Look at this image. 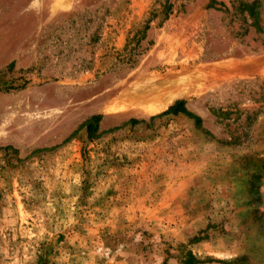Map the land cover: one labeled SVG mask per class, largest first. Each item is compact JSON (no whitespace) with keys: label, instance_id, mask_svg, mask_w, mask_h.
Segmentation results:
<instances>
[{"label":"rangeland","instance_id":"374dc122","mask_svg":"<svg viewBox=\"0 0 264 264\" xmlns=\"http://www.w3.org/2000/svg\"><path fill=\"white\" fill-rule=\"evenodd\" d=\"M186 260L264 264V0H0V264Z\"/></svg>","mask_w":264,"mask_h":264},{"label":"trees","instance_id":"16d2710c","mask_svg":"<svg viewBox=\"0 0 264 264\" xmlns=\"http://www.w3.org/2000/svg\"><path fill=\"white\" fill-rule=\"evenodd\" d=\"M168 11H169V7H167L166 13H168ZM166 17H167V14L164 15V18H166ZM177 115H182V116L187 117L188 119H191L196 126H199L201 124V119L198 116L189 112L185 107V102L182 100L175 101L165 111L161 112L158 115L150 117L149 120L153 121L154 119H160V118L166 117V116H177ZM99 119H100L99 116H94L89 120V123L86 126L89 137H93V135L96 131V127H97V123H98ZM130 122L132 124L139 123L136 120H131ZM184 264H191V261L186 260V262Z\"/></svg>","mask_w":264,"mask_h":264}]
</instances>
